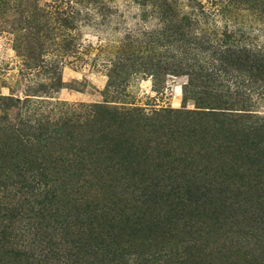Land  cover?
Segmentation results:
<instances>
[{
    "label": "rangeland",
    "instance_id": "1",
    "mask_svg": "<svg viewBox=\"0 0 264 264\" xmlns=\"http://www.w3.org/2000/svg\"><path fill=\"white\" fill-rule=\"evenodd\" d=\"M224 34L235 35L241 61L220 80L245 84L239 97L253 102L248 119L235 117L233 148L224 145L230 138L222 131L195 143L196 113L204 108L198 93L186 88L204 83L196 74L200 66L220 68L222 56L231 53L220 41ZM263 65L264 0H0L3 94L21 97L27 88L51 94L41 96L45 109L57 100L134 109L149 117L144 137L159 146L152 172L142 177L144 185L157 187L156 204L141 203V190L131 185L138 184L135 179L128 190H96L95 180L81 177L41 207L0 206V264H264V154H256L264 150L258 129L264 130ZM58 76L65 87L52 92L50 81ZM202 97L204 105H213L209 94ZM201 119L202 126L207 119L217 129L222 125L212 115ZM250 125L260 133L243 135ZM218 144L249 170L208 174ZM163 145L177 149L179 170L170 169L175 166ZM191 176L200 177L195 187L188 184ZM184 192L199 199H182ZM211 196L221 198L227 218L217 228L214 215L204 211ZM103 205L110 222L98 216L97 225L92 211ZM120 210L130 221L120 222Z\"/></svg>",
    "mask_w": 264,
    "mask_h": 264
},
{
    "label": "trees",
    "instance_id": "2",
    "mask_svg": "<svg viewBox=\"0 0 264 264\" xmlns=\"http://www.w3.org/2000/svg\"><path fill=\"white\" fill-rule=\"evenodd\" d=\"M233 35L224 34L225 38L220 39L224 51L231 52L229 55L222 56L223 64H220V68L216 63H211L212 66L209 69L200 66L196 74L204 83L195 82L191 83V87H186L189 93H198V98H195L199 104L198 107L208 108L196 113L199 115L197 125L200 129L197 130V134L192 135L195 143L204 142L205 138L219 137L222 131L224 132L222 136L228 135L230 138L224 145L227 144V148H233L235 145L232 144L238 141L236 137L239 136L234 129L235 117L245 116L248 119L249 111L252 110L249 108L253 105L251 98L239 97L241 88L245 84L232 81V85H225L220 80L221 73L229 72L232 65L240 67L241 58L234 48L238 43ZM244 59L249 61L248 55L244 54ZM50 82L52 92L65 87L62 76L54 77ZM223 87H226L225 91ZM208 89L211 94L207 91ZM37 92L39 91L27 88L23 96L16 97L13 94L5 95L0 91V194L4 193V196H0V201L9 199L10 202L4 205L0 202V206L41 207L49 198L66 192L73 185L74 180L81 177L95 180L93 188L96 190L104 188L128 190L130 181L135 179L138 184L131 185L141 190L140 197L143 198L141 203H157L159 199L157 187H153V184L144 185L147 180L142 178L149 177L152 172V154L159 147L152 145L150 139L144 137V126L147 125L149 118L147 115L138 114L134 109H120L101 102L65 104L57 100L52 107L45 109L42 100L46 99L41 96L49 97L51 94H37ZM202 94H209L213 105H204ZM237 110H244L245 113ZM208 115L220 120L225 127L220 125L217 129L214 121L210 123L208 119L205 120L206 125L202 126L204 121L201 118ZM141 120H144L142 124ZM255 127L253 125L246 127L247 133L243 135L260 133ZM258 129L264 132L263 126ZM245 130L243 129L242 132ZM246 136H244L245 143L248 139ZM224 145L213 146L215 160L213 158L214 162L208 174H215L220 178L234 174L238 170L248 171V165L237 163L224 155L222 152L226 148ZM244 145L248 144H241L240 148ZM188 148L193 149L192 146ZM199 148L205 147L200 145ZM160 149L169 150L165 154L169 163L173 162L174 166L178 163L176 157H173L177 149L165 145ZM262 153L264 154V150L263 152L259 150L256 154ZM170 156L173 158L170 159ZM190 157V155L187 156V158ZM183 164L185 165L184 161ZM170 169L179 170L173 165ZM191 177L193 179L188 184L195 187V182L200 177L199 179ZM83 181L89 182V180ZM90 186L92 187V183ZM18 193L22 197H18ZM188 193L184 192L182 199L185 196L186 199H199V196H191ZM98 194H100L99 191ZM12 197H18L20 200L13 204ZM210 198L205 200L209 201V206L204 208V211H207L209 217L214 215L213 224L217 228L221 225L220 220L227 218L223 216L221 198L214 196ZM173 204L178 205L179 202L176 201ZM180 204L184 203L180 202ZM85 211H88L87 208ZM123 212V210L119 211L120 222L130 221L129 216H123ZM92 214L93 221L97 225H100V221L105 223L104 218L110 222V213L106 211L105 205L95 206ZM98 216L100 221L97 220Z\"/></svg>",
    "mask_w": 264,
    "mask_h": 264
}]
</instances>
